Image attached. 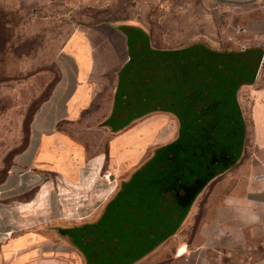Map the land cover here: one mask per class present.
Masks as SVG:
<instances>
[{
  "label": "crops",
  "instance_id": "0c3cea01",
  "mask_svg": "<svg viewBox=\"0 0 264 264\" xmlns=\"http://www.w3.org/2000/svg\"><path fill=\"white\" fill-rule=\"evenodd\" d=\"M28 1L44 3L49 0ZM136 32L132 26L116 25L111 30H76L69 36L58 54L60 76L34 113L28 142L0 183V192L14 189V194L18 195L35 188L28 200L17 206L20 214L28 217L37 214L41 208L36 207L34 200L38 198V191L42 192L41 198L45 195L48 199L54 197L56 192L54 176L52 180H43L46 184L42 188L45 189L39 188L42 185L39 173L44 170L51 171L53 175L57 173L65 192L77 196L88 194V197L96 199H108L115 195L120 183L129 185L134 182L135 171L151 159L152 143L157 145L160 140L166 141L175 133L178 124L174 115L161 110L143 114L122 127L81 126V132L99 135L96 143L91 142L92 139L77 141L72 134L71 123L90 112L88 105L96 91L95 74L111 71L114 77L109 85L111 92L108 93V107H111L112 99L117 96L118 71L124 67L131 69L130 64L136 60L139 66L135 74L141 78V83L132 84L130 75L129 78L127 76L125 85L130 89V96L127 95L124 100L132 102L135 95L143 102L174 100L173 97L179 96L186 108L184 131L188 133L199 128L204 139L196 150L186 151L182 158L176 159L175 164L170 165L171 158H167L158 168L149 172L150 187L164 190L143 191V206H135V192L127 191V197L130 196L128 204L116 208L115 221L110 224V254L104 256L99 253L97 258L91 259V264H264V103L261 100L254 102L252 126L256 165L262 169H253L237 184L223 191L209 189L203 205L196 207L194 202L190 204L199 184L205 181V178L201 180L203 173L213 174L221 166V162H217L223 156L220 148L228 153L227 161L235 151L236 146L225 149L223 141L215 133L236 137L242 128V113L234 91L246 82L252 67L255 71V66L259 64L256 57L238 55L235 60L220 62L215 60L216 57L225 60V55L208 56L212 54L210 49L195 47L197 53L187 54L179 51V46H155ZM240 53L245 54L246 51ZM187 56L197 57L194 58L196 61L189 62ZM202 82L203 86L206 84L207 92L209 87H213L212 94L215 92L217 95L209 98L217 104L224 103V109H221L220 104L202 111L201 105L197 103L202 99L197 100L195 97ZM219 84L223 94L217 90ZM187 91L194 92L193 96H188ZM204 100H208L207 97L202 103ZM229 102L233 103V107ZM131 109L130 106L126 108L127 111ZM91 113L92 116L105 117L100 109L91 110ZM197 117L204 118L198 120ZM61 121L68 124V131L58 127ZM212 127L216 132L210 130ZM106 133L112 135L105 150L102 149L101 140ZM198 152L202 155L208 153V158L200 162V159L195 158ZM211 159L215 161L210 164ZM170 166H176L177 173L166 177L164 172ZM199 167H204L202 176H199ZM213 185L211 181L209 186ZM26 204H30V207ZM91 204L89 201L76 206L78 218L75 220L79 227L86 228V225H81L82 222L89 220V216L95 219L104 208L102 204ZM45 208L50 214L58 215L60 212L55 206L47 205ZM69 210L73 212L71 208ZM67 221L70 222L71 218L57 217L53 223L63 225V234L52 230L51 233L61 236L60 239L56 241L48 238L44 242L69 247L60 250L62 253L51 264H86L81 249L76 247L69 230L65 229L71 225ZM13 226L17 227L18 224ZM0 229L2 232L12 230ZM101 244L104 246L108 243ZM183 245L185 249L179 252ZM37 251L38 248H35L31 252V261L35 254L38 255ZM32 264L42 263L37 261Z\"/></svg>",
  "mask_w": 264,
  "mask_h": 264
},
{
  "label": "rangeland",
  "instance_id": "374dc122",
  "mask_svg": "<svg viewBox=\"0 0 264 264\" xmlns=\"http://www.w3.org/2000/svg\"><path fill=\"white\" fill-rule=\"evenodd\" d=\"M260 2L261 0H49L44 3H33L28 0H0V183L6 178L17 154L28 142L30 122L34 113L47 98L60 76L58 54L74 31L93 28L111 30V27L116 25L132 26L138 31L136 33L145 36L155 46H179L181 49L179 51L187 54L197 53L195 47H202L212 51V54H206L208 56L225 55L223 58L234 60L238 57L255 56L259 63L264 54V10L260 7ZM243 45L246 48H242ZM242 51L246 53L241 54ZM194 58L197 57L187 56L189 62L196 61ZM257 65L255 71L254 67L250 69L246 82L234 91V97L242 113V128L236 137L215 133V136L223 141L225 149H233L236 146L235 151L229 154L230 160L227 161L228 153L220 148L223 156L218 158L217 162L220 161L221 166L213 174L204 175V167H199V176L203 173L204 177L201 180L205 178V181L199 184L190 202V204L194 202L196 207L204 204V197L209 189L223 191L237 184L253 169L259 171L262 169L256 165L252 126L254 102L261 100L264 103V63L260 69L259 64ZM138 66V61L135 60L129 66L131 69L124 67L118 71L119 83L117 82L115 90L117 96L112 99L111 107H108L110 101L108 93L111 92L109 85L114 77L111 71L106 74L99 71L95 74L96 91L88 105L90 112L87 116L84 114L83 117L73 120L71 123L73 136L77 141L92 139L91 142L96 143L99 135L86 134L79 128L122 127L143 114L161 110L174 115L178 124L175 133L166 141L160 140L157 145L152 143L151 159L135 171L134 182L129 185L126 182L120 183L115 195L108 199L90 198L88 194L77 196L65 192L57 173L53 175L51 171L45 170L39 173L42 181L39 188L46 184L43 180L46 178L52 180L54 176L56 192L54 197L48 199L45 195L41 198L42 192L38 191V198L34 200L36 207L41 208L37 214H33L34 216L25 217L24 214H20L17 206L28 200L36 189L18 195L14 194V189L1 191L0 228L12 230L2 232L0 229V264H32L37 261L51 264L56 260L55 258L62 253L60 250L69 248L63 244L44 243L48 238L56 241L60 239L61 236H56V233L63 234L61 229L63 225L53 223L57 217L71 218L70 222L67 221L71 225L65 229L69 230L76 247L81 249L86 264H91V259L97 258L99 253L109 255L112 240L110 224L115 221L116 208L128 204L130 196L127 197V191L135 192L133 203L135 206H143V191L164 190L160 187H150L147 176L149 172L158 168L167 158H171L170 165L175 164V160L182 158L186 151L196 150L203 142L204 137L199 128L190 129L192 132L188 133L184 131L186 108L179 100V96L173 97L174 100L143 102L135 95L132 102L124 100L127 95L130 96V89L125 85L129 75L132 84L141 83V78L135 74ZM206 92L207 88H202L195 97L197 100H203ZM186 93L193 96L194 92ZM202 100L197 103L200 104ZM128 106L132 107L129 111L126 110ZM99 109L105 117L92 116L91 110ZM58 127L68 131V124L62 121L58 123ZM210 130L216 132L214 127ZM111 135L107 133L103 135L102 149H107ZM207 154L202 155L198 152L195 158L201 162L208 158ZM212 161L215 160L211 159L209 163ZM223 171L225 174H221ZM176 173V166H170L164 172L166 177ZM182 174L184 176V173ZM192 174L194 177L195 174L193 172ZM214 177L217 178L213 179ZM211 181L213 187L209 186ZM89 201L93 206L102 204L104 208L95 219H90L89 216V220L82 222L81 225H86V228L79 227L75 220L78 218L75 208ZM26 205L30 207V204ZM47 205L60 210L58 215L48 213L45 208ZM69 208L73 212H69ZM16 223L18 226H13ZM52 230L56 233H51ZM11 238L13 239L10 240ZM103 242L108 244L103 246L101 244ZM35 248H38V255L35 254L31 261L30 254ZM184 249L185 245L179 252Z\"/></svg>",
  "mask_w": 264,
  "mask_h": 264
},
{
  "label": "trees",
  "instance_id": "16d2710c",
  "mask_svg": "<svg viewBox=\"0 0 264 264\" xmlns=\"http://www.w3.org/2000/svg\"><path fill=\"white\" fill-rule=\"evenodd\" d=\"M217 59H218L220 62H221V61H226V60H227V59L224 60V59H221V58L219 59V58L216 57L215 60H217ZM241 60H242V59H241ZM243 60L245 61V59H243ZM243 60H242V61H243ZM227 61H228V60H227ZM201 85H202V86H201ZM201 85H200L201 87L199 88V92H201L202 88L207 87L206 84H204V86H203V82H202ZM217 88H218L217 90L220 92V94H221V93H222V94L224 93L223 90H222V86H221V84H219ZM212 91H213V87H209V88H208V92L205 93V95H206L205 98L207 97L208 100H204L203 103L201 102L202 104L200 103L202 111H206V110L209 109V108L213 109L216 105L219 106L220 104H222V108H221V109H224V108H225L224 103H218V104H217L216 101H215V102H216V103H215V102H213V101L211 100V98H209V97L212 96V95H217V93H215V92H214V94H212ZM218 95H219V94H218ZM230 95H231V94H230ZM229 104H231L230 106L233 105L232 102H231V103L229 102ZM232 107H233V106H232ZM206 108H207V109H206ZM218 108H219V107H218ZM218 108H217V109H218ZM201 109H199V110L201 111ZM209 111H211V110H209ZM207 112H208V111H207ZM205 113H206V112H205ZM197 118H198V120H203L204 117H197ZM222 120H223V119H222ZM187 122H188V119H187ZM199 125H200V124H199ZM34 190H35V188H32V189L30 190V192H31V191H34Z\"/></svg>",
  "mask_w": 264,
  "mask_h": 264
},
{
  "label": "built area",
  "instance_id": "2783aa9c",
  "mask_svg": "<svg viewBox=\"0 0 264 264\" xmlns=\"http://www.w3.org/2000/svg\"><path fill=\"white\" fill-rule=\"evenodd\" d=\"M260 7L264 10V0H261L260 2ZM242 48H246L245 45L242 46ZM264 63V54L262 55V57L260 58V61H259V68H261V66L263 65Z\"/></svg>",
  "mask_w": 264,
  "mask_h": 264
},
{
  "label": "water",
  "instance_id": "95a60500",
  "mask_svg": "<svg viewBox=\"0 0 264 264\" xmlns=\"http://www.w3.org/2000/svg\"><path fill=\"white\" fill-rule=\"evenodd\" d=\"M228 1H234V0H228ZM245 1V0H244Z\"/></svg>",
  "mask_w": 264,
  "mask_h": 264
}]
</instances>
